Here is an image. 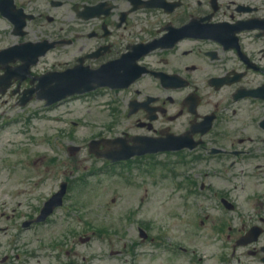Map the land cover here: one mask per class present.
<instances>
[{"label":"flooded vegetation","instance_id":"af4514ba","mask_svg":"<svg viewBox=\"0 0 264 264\" xmlns=\"http://www.w3.org/2000/svg\"><path fill=\"white\" fill-rule=\"evenodd\" d=\"M39 1L23 7L50 21L42 10L48 3ZM66 1L68 28L79 25L67 40L81 41L72 51L89 56L90 68L110 65L129 84L118 91L117 107L133 113L137 135L163 136L178 148L173 152L204 172L201 186L215 200L234 198V170L253 172L252 193L263 205L244 210L236 231L227 213L207 217L206 230L191 238L206 257L199 262L264 264V0ZM253 229L257 238L238 247Z\"/></svg>","mask_w":264,"mask_h":264},{"label":"rangeland","instance_id":"374dc122","mask_svg":"<svg viewBox=\"0 0 264 264\" xmlns=\"http://www.w3.org/2000/svg\"><path fill=\"white\" fill-rule=\"evenodd\" d=\"M65 14V11H60L57 15L62 16ZM59 27L62 25H58ZM7 25L4 24L3 21L0 22V31H6ZM10 41V40H9ZM11 42V41H10ZM109 100V96L105 92H98L93 94L87 98L78 99L75 102H71L68 104H63L60 107H54L52 113L54 115L61 114L63 119H73L76 120L77 123L70 126V132L73 136H68L64 141H59L58 151L54 152L49 149L48 144L45 142L48 138V133L50 130H41L42 135L39 136L34 143L38 147V150L44 153L45 155L42 160L46 163V166H50L51 161H56L68 166L67 162L72 163L73 160H69L66 158V145L67 143L72 144L79 148L78 153L75 155L74 161H81V159L85 158L83 148L82 137L87 136L89 134H94L93 136H89L88 138H93L98 135L104 137H112V131H107L106 129H110L111 124V116L107 112L106 115L103 114L100 109L101 105ZM38 106V105H36ZM41 108V106H40ZM45 114L50 112L44 111ZM18 114H22V111ZM109 119V120H108ZM120 122H123L122 120ZM62 126L66 127L62 122ZM119 123L113 125V129L118 131ZM53 133V129H52ZM42 140L41 144H38V140ZM11 146V141L4 142V148H2V141L0 136V160L2 157L6 156L8 153V149ZM51 155L54 157L51 158ZM166 157L164 155L157 156L152 159H143L141 164L132 165V169L124 168H109L106 175H98L94 172V169H97L101 166L102 161L98 164H94L95 158L88 156V161L84 164L82 163V168L88 167V170L77 169L76 172H81L82 174L88 175L90 178L89 187H85L79 185V178L76 177L71 179L70 182L73 187L74 198L73 201L80 207V192L83 191L85 200H82V207H80V211L84 213L87 219L83 220L84 224H79L75 219L72 221L75 231L70 233L67 232L65 238L69 239L67 245H65L63 252L65 255L69 256L76 262H82L83 258L86 257L88 262H96L97 264H101L100 262H116L119 264H126L125 262H130L128 264H189L188 262H178L176 259H168L163 256L162 249H159L157 252L156 248L150 247L149 244H143L140 249L137 250L139 253L138 261L133 262L129 255H126V251H132V244L138 241V232L135 228L136 221H140L142 226L145 227L147 225V218H152L156 222H170L171 221V234L181 233L179 230L181 226H188L192 228V220L188 216H183L181 207V200L179 199V194L173 191V182L172 178L168 175V168L166 165L162 166L160 161L165 160ZM171 159L167 156L166 160ZM145 161H148V164H145ZM153 164H151V162ZM157 162V165L155 164ZM171 167V166H170ZM173 170L180 173L179 166L171 167ZM128 172L126 175L128 178L121 179L119 177V172ZM2 169L0 166V177L2 175ZM54 174L52 173V180H54ZM75 174V172H74ZM73 174V175H74ZM6 175V171L4 173ZM90 176H94L91 178ZM130 178V179H129ZM73 180V181H72ZM94 184V185H92ZM15 185L12 184H1L0 188L3 187V191L6 193L8 190H11ZM48 188L47 190H49ZM146 190V191H145ZM143 196L146 198L145 205L148 206L147 210H143ZM22 200L23 198H19ZM46 195L41 194L38 197V203L45 201ZM190 203H187L189 207H192L198 211V203L195 198H191ZM17 205V202L15 203ZM33 206L37 205L36 201H32ZM131 209H135V211H141V215L139 218L136 216L133 217ZM174 212L180 213L177 215L179 217H174ZM130 214L132 217H130ZM60 215L54 219L53 223L58 224V229L52 230L51 233H55L57 231V235L51 238H46L47 240H51L53 238L61 235L63 231H67V228L71 227L70 224L67 227V223L64 222L62 226L59 224ZM132 219V220H131ZM3 220H1L2 222ZM102 224H106L109 228V232L111 235L117 237V239L121 242L120 248L125 244H130L128 247H125V252L123 256H116L114 258H110L109 254L111 252L110 246L103 244L98 236V238L91 244L83 245L81 242H78L79 236L82 233L91 236L93 234V230L100 229ZM49 226L42 228L40 235L41 237H46L49 232H47V228ZM168 229V228H167ZM98 234V233H97ZM182 234V233H181ZM34 236L33 234L27 236L25 235L22 238V241L19 247L23 246L26 237ZM77 236V237H76ZM76 237V239H74ZM31 243L26 244V249L28 248H36L38 244V239L34 236L33 239H30ZM65 240V239H64ZM6 250V246H2L0 241V257L4 254ZM67 250H70L69 252ZM22 253L21 250L17 251ZM23 262L28 260L32 261L30 258H27L24 254ZM131 260V261H130Z\"/></svg>","mask_w":264,"mask_h":264}]
</instances>
